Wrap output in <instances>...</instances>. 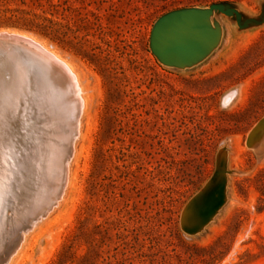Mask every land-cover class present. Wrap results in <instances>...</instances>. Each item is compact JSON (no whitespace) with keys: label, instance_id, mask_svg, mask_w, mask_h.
Listing matches in <instances>:
<instances>
[{"label":"rangeland","instance_id":"rangeland-1","mask_svg":"<svg viewBox=\"0 0 264 264\" xmlns=\"http://www.w3.org/2000/svg\"><path fill=\"white\" fill-rule=\"evenodd\" d=\"M213 4L256 23L216 14L221 38L203 62L160 64L154 23ZM2 11L29 13V30L0 31L68 61L87 100L62 199L7 264H264V150L245 145L264 117V0H0ZM222 147L226 200L187 235L181 213ZM216 187L189 204L187 222H203Z\"/></svg>","mask_w":264,"mask_h":264},{"label":"water","instance_id":"water-1","mask_svg":"<svg viewBox=\"0 0 264 264\" xmlns=\"http://www.w3.org/2000/svg\"><path fill=\"white\" fill-rule=\"evenodd\" d=\"M216 14L233 17L239 28L256 23L252 20L242 21L236 9L224 4L171 11L161 16L151 29L149 48L152 55L160 64L175 69H189L200 64L214 51L221 38L220 28L211 21ZM0 107L7 111L12 121L10 125L12 129L19 127V122L33 123L34 131L28 134L33 157L42 139V133H49V138L53 140L58 150L56 155L58 174H61L64 181L67 163L72 158L81 109L75 95L73 80L60 63L31 41L5 32H0ZM44 123L53 124L57 128L56 137L52 136L51 129L44 127ZM263 138L264 117L248 132L245 145L256 151L260 148L261 152L264 150ZM225 151L226 147L218 151L211 178L188 201L181 213L180 228L187 235H196L202 229L199 231L192 221L187 222L186 208L216 181L226 164ZM45 216V212H39L38 209L33 223H37ZM27 226L23 233L29 231L31 224ZM20 237L21 233L17 232L10 254L18 247Z\"/></svg>","mask_w":264,"mask_h":264},{"label":"bare ground","instance_id":"bare-ground-1","mask_svg":"<svg viewBox=\"0 0 264 264\" xmlns=\"http://www.w3.org/2000/svg\"><path fill=\"white\" fill-rule=\"evenodd\" d=\"M0 32L28 39L53 60L60 63L70 74L73 80L76 98L79 100L81 106L77 125L78 136L80 118L87 108V100L74 67L57 53L32 37L12 31ZM6 112L0 107V166L6 170L4 171L6 174L4 173L0 181V201L2 205L0 209V247H4L0 255V264H7L10 260L12 256L10 250L11 246H14L17 232L21 233V237L18 247H16L14 252H16L25 238V233L22 231L28 227V224H31L30 229L34 227L36 222L33 223V219L36 218L38 209L39 212L43 211L45 215H48L59 204L65 192L66 185L69 183L68 167L70 163H67V173L63 181L61 174H58L59 168L56 161L58 150L55 148L56 144L49 138V133H42V139L35 151V157H33L32 148H30L28 143V134L34 131L32 130L33 123L31 121H25L24 124H20L19 122V127L12 129L10 126L12 121ZM47 124L44 123V127L51 129L52 136L55 135L56 137L58 134L57 128L53 124ZM224 168L221 169L215 181L217 186L215 188V197L213 198L211 206L203 216V222L197 227L198 229L203 226L205 221L215 215L226 200V174L222 172ZM32 209L35 210L32 211Z\"/></svg>","mask_w":264,"mask_h":264},{"label":"trees","instance_id":"trees-1","mask_svg":"<svg viewBox=\"0 0 264 264\" xmlns=\"http://www.w3.org/2000/svg\"><path fill=\"white\" fill-rule=\"evenodd\" d=\"M0 13V28L24 29L29 30L30 19L27 18L29 13H16V11H2ZM60 256L58 264H63Z\"/></svg>","mask_w":264,"mask_h":264}]
</instances>
